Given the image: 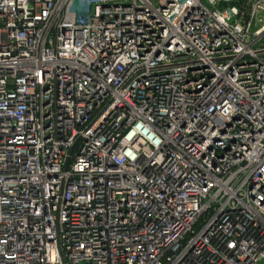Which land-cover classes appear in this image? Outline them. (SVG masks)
Listing matches in <instances>:
<instances>
[{"label": "built area", "instance_id": "1", "mask_svg": "<svg viewBox=\"0 0 264 264\" xmlns=\"http://www.w3.org/2000/svg\"><path fill=\"white\" fill-rule=\"evenodd\" d=\"M264 0H0V264H263Z\"/></svg>", "mask_w": 264, "mask_h": 264}, {"label": "rangeland", "instance_id": "2", "mask_svg": "<svg viewBox=\"0 0 264 264\" xmlns=\"http://www.w3.org/2000/svg\"><path fill=\"white\" fill-rule=\"evenodd\" d=\"M263 264H264V262H263Z\"/></svg>", "mask_w": 264, "mask_h": 264}]
</instances>
